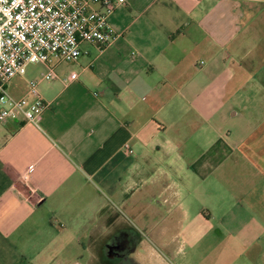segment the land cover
Returning a JSON list of instances; mask_svg holds the SVG:
<instances>
[{"label":"crops","instance_id":"crops-1","mask_svg":"<svg viewBox=\"0 0 264 264\" xmlns=\"http://www.w3.org/2000/svg\"><path fill=\"white\" fill-rule=\"evenodd\" d=\"M108 20L109 45L7 85L57 74L39 126L0 119V264H264V0Z\"/></svg>","mask_w":264,"mask_h":264},{"label":"built area","instance_id":"built-area-1","mask_svg":"<svg viewBox=\"0 0 264 264\" xmlns=\"http://www.w3.org/2000/svg\"><path fill=\"white\" fill-rule=\"evenodd\" d=\"M126 0H0V119L13 118L39 126L47 104L38 91L41 79L57 77L54 69L29 81L28 93L12 95L7 85L28 65L52 58L75 61L81 42L109 45L116 32L108 18ZM71 72L64 81L74 79ZM128 153L132 149L124 145Z\"/></svg>","mask_w":264,"mask_h":264}]
</instances>
